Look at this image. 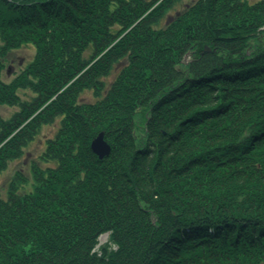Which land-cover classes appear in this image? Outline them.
<instances>
[{
    "label": "trees",
    "instance_id": "obj_1",
    "mask_svg": "<svg viewBox=\"0 0 264 264\" xmlns=\"http://www.w3.org/2000/svg\"><path fill=\"white\" fill-rule=\"evenodd\" d=\"M180 2L0 0V264H264V0Z\"/></svg>",
    "mask_w": 264,
    "mask_h": 264
},
{
    "label": "rangeland",
    "instance_id": "obj_2",
    "mask_svg": "<svg viewBox=\"0 0 264 264\" xmlns=\"http://www.w3.org/2000/svg\"><path fill=\"white\" fill-rule=\"evenodd\" d=\"M196 0H182V2L176 4V6L168 13L165 19H163V25L166 24V21L172 19L176 14L181 13L185 8L195 2ZM250 3L258 0H248ZM35 53V48L31 44L17 48L7 55V64L3 70L2 80L7 82L14 78L16 74L22 69L33 57ZM120 67H116L114 72L108 76V80L112 81L115 78V74L118 72ZM20 95L25 97V92L19 90ZM83 98L86 100H93L90 93H85ZM17 107L11 105H2L0 104V114L8 118ZM58 127V122H54L52 125H46L42 128L40 135L26 148L25 153L21 159L11 161L8 165V168L0 173V197L6 195L7 187L12 180V177L16 171H20L22 176L30 179L31 181V165L33 162H36L39 166H44L45 162L41 161L40 154L45 148V140L49 137H52ZM108 240V233L101 234L99 237V245Z\"/></svg>",
    "mask_w": 264,
    "mask_h": 264
},
{
    "label": "water",
    "instance_id": "obj_3",
    "mask_svg": "<svg viewBox=\"0 0 264 264\" xmlns=\"http://www.w3.org/2000/svg\"><path fill=\"white\" fill-rule=\"evenodd\" d=\"M91 149L99 158H103L110 153L111 146L104 139V133L99 132L95 138L91 140Z\"/></svg>",
    "mask_w": 264,
    "mask_h": 264
}]
</instances>
